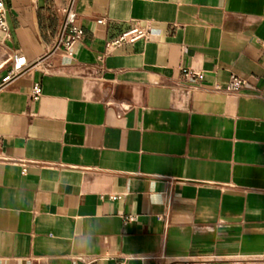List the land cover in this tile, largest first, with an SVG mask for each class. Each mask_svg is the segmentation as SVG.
Returning <instances> with one entry per match:
<instances>
[{
	"label": "crops",
	"instance_id": "obj_1",
	"mask_svg": "<svg viewBox=\"0 0 264 264\" xmlns=\"http://www.w3.org/2000/svg\"><path fill=\"white\" fill-rule=\"evenodd\" d=\"M70 2L6 0L0 264H264V0Z\"/></svg>",
	"mask_w": 264,
	"mask_h": 264
},
{
	"label": "built area",
	"instance_id": "obj_2",
	"mask_svg": "<svg viewBox=\"0 0 264 264\" xmlns=\"http://www.w3.org/2000/svg\"><path fill=\"white\" fill-rule=\"evenodd\" d=\"M76 0H71L70 4L64 9V22L57 34L56 38V48H63L65 53L72 57L74 54V49L76 45L83 39L84 37V30L83 28L77 23L78 14L74 8ZM6 13H7V6L6 0H0V30L3 32L8 31V26L6 22ZM105 20L101 19L98 20V23H103ZM148 30L140 27V26H133L132 28L128 29L127 31L123 32L116 40L108 44V48L113 49L118 47L122 44L131 43L139 38H143L146 36ZM264 50V43L262 44ZM15 71L19 72L23 65H25L26 61L23 57H15ZM198 78H202L201 74H197ZM246 85V80L238 76H232L230 83L227 86L229 91H239ZM42 95V86L40 84H36L31 93L32 100H38L39 97ZM35 115V114H32ZM27 164L24 162L22 163L23 172L27 169ZM163 260L162 264H219L213 258H200L193 260L192 258H178L167 261L165 258H160ZM118 264H124L123 262Z\"/></svg>",
	"mask_w": 264,
	"mask_h": 264
},
{
	"label": "rangeland",
	"instance_id": "obj_3",
	"mask_svg": "<svg viewBox=\"0 0 264 264\" xmlns=\"http://www.w3.org/2000/svg\"><path fill=\"white\" fill-rule=\"evenodd\" d=\"M8 58V54L2 46H0V63L4 62Z\"/></svg>",
	"mask_w": 264,
	"mask_h": 264
},
{
	"label": "clouds",
	"instance_id": "obj_4",
	"mask_svg": "<svg viewBox=\"0 0 264 264\" xmlns=\"http://www.w3.org/2000/svg\"><path fill=\"white\" fill-rule=\"evenodd\" d=\"M155 202L159 203V200H156Z\"/></svg>",
	"mask_w": 264,
	"mask_h": 264
}]
</instances>
